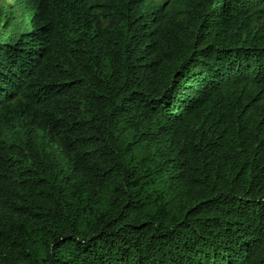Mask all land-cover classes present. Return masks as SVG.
Segmentation results:
<instances>
[{"label":"trees","instance_id":"16d2710c","mask_svg":"<svg viewBox=\"0 0 264 264\" xmlns=\"http://www.w3.org/2000/svg\"><path fill=\"white\" fill-rule=\"evenodd\" d=\"M0 264H264V0H0Z\"/></svg>","mask_w":264,"mask_h":264},{"label":"rangeland","instance_id":"374dc122","mask_svg":"<svg viewBox=\"0 0 264 264\" xmlns=\"http://www.w3.org/2000/svg\"><path fill=\"white\" fill-rule=\"evenodd\" d=\"M157 1H159V0H157Z\"/></svg>","mask_w":264,"mask_h":264}]
</instances>
